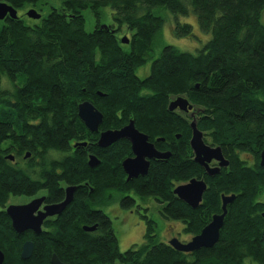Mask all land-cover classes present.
<instances>
[{"label":"trees","instance_id":"1","mask_svg":"<svg viewBox=\"0 0 264 264\" xmlns=\"http://www.w3.org/2000/svg\"><path fill=\"white\" fill-rule=\"evenodd\" d=\"M0 1L19 15L41 0ZM62 2L38 23L8 16L0 27V208L11 196L40 192L58 201L60 181L79 187L63 213L45 221L47 230L31 233L29 259L21 257L27 234L15 232L0 209L3 264H51L53 253L71 264H264V0H192L200 28L211 38L196 53L165 45L156 58L153 43L164 17L152 9L189 15L183 0ZM107 6L114 24L101 23ZM87 8L97 20L93 31L85 28ZM123 25L134 31L129 45L118 35ZM174 34L194 36V27L178 22ZM151 58L149 75L140 77L137 70ZM179 95L198 108L205 141L221 146L229 160L215 176L194 160L191 119L168 108ZM85 100L104 114L100 131L134 119L151 140L165 138L156 144L171 156L153 161L147 175L127 180L122 162L132 154L130 141L98 146L100 132H91L78 114ZM83 141L86 146H73ZM12 152L25 164L8 159ZM91 154L99 165H89ZM242 154L251 155L252 163ZM195 177L208 184L197 208L174 193L176 184ZM112 190L127 208L135 199L124 193L155 197L162 216L183 221L184 232L193 236L222 212V194L236 198L211 248L183 252L158 241L156 222L146 215L144 241L121 251L111 217L95 207ZM84 225L96 228L86 231Z\"/></svg>","mask_w":264,"mask_h":264},{"label":"water","instance_id":"2","mask_svg":"<svg viewBox=\"0 0 264 264\" xmlns=\"http://www.w3.org/2000/svg\"><path fill=\"white\" fill-rule=\"evenodd\" d=\"M26 15L32 19L41 18L42 14L35 8L27 10ZM18 17V10L7 2L0 1V20L6 17ZM123 44L130 43L128 36L121 39ZM99 94L104 95L102 92ZM169 110L175 111L180 109L181 112H191L192 120L190 127L192 136L190 145L194 152V160L203 166L209 176H215L220 173L221 168L229 166V160L225 157L222 147L219 145H211L205 141L204 131L198 127L195 117L196 107L190 100L179 95L174 97L168 106ZM78 114L91 132H100V126L104 121V114L89 100L82 101L78 105ZM180 137V134H177ZM121 139H127L131 143L133 156L125 158L122 162L124 171L127 173V180L137 178L140 175L148 174L151 160L165 159L171 156L170 151H160L156 148L154 142L150 141L147 133L138 129L135 121L131 120L128 124L119 129H106L100 132L97 141L98 146L108 147L114 142ZM164 139V138H162ZM87 142H76L74 147L86 146ZM30 152L24 156L28 158ZM7 157L15 159L14 155ZM215 160L217 165H211ZM89 165L95 167L100 164V159L91 154L89 156ZM260 164L264 166V148L261 152ZM208 187L207 182L203 178H192L191 180L180 183L174 188V193L193 208H197L203 200V195ZM75 186H68L66 189V197L63 201L53 204H44L45 196L35 197L32 200L21 204H10L7 206L6 212L12 220L13 228L18 233H23L28 229H32L36 234H41L42 226L45 219L49 216L61 214L68 204L74 198ZM236 198V194H222V212L212 216L211 221L201 230L200 233L194 235L189 241H181L179 238H173L169 244L179 251L193 252L200 248H211L219 241L221 229L224 226L225 216L228 213V205ZM39 208H45L43 211ZM96 226L84 225L86 231L95 230ZM34 242L27 240L22 246L21 257L29 259L33 254ZM5 261V254L0 248V264ZM51 264H71L63 262L56 253L51 256Z\"/></svg>","mask_w":264,"mask_h":264},{"label":"rangeland","instance_id":"3","mask_svg":"<svg viewBox=\"0 0 264 264\" xmlns=\"http://www.w3.org/2000/svg\"><path fill=\"white\" fill-rule=\"evenodd\" d=\"M183 1L191 10L189 15L175 14L168 7L164 6H158L152 9L154 13L164 17V25L157 33L153 43V57H157L165 45H174L184 51L196 53L211 38V33H206L201 30L198 17L192 9V0ZM62 5V0H41L36 4H31L27 8L21 10L19 12V15L22 16L28 24L32 25L34 23L40 22L42 18L32 19L28 17L26 15L27 10H29L30 8H35L42 14V17H45L50 13L52 8H61ZM84 14L86 17V30L93 31L97 22L95 15L89 8L84 9ZM262 20L264 22V13L262 16ZM178 22L192 24L194 27V36H176L174 34V27ZM3 23L4 20H0V27L3 25ZM101 23L106 25L115 23L113 19V10L110 6L103 8ZM133 33L134 31L129 29L127 25H123L121 30L118 32V35L120 36L121 40L123 36H128L129 38H131ZM152 59L153 58L149 59L145 65L138 69L137 73L139 76L146 77L150 73ZM145 69H147L146 72L144 71ZM173 98L174 97H172L171 100ZM177 111L181 112L180 109H177ZM191 112L192 111H190V113ZM196 112H199L197 107ZM190 113L188 114V116L192 120V116H190ZM207 142L209 144L212 143L210 141V138H208ZM60 155L61 154L59 153L55 154V157H58ZM242 156L249 160L250 163H252L253 158L251 155L242 154ZM17 163L24 165V158H18ZM43 193L44 192H40L37 195L40 196V194ZM110 193L112 194V197L107 199V201L104 203L96 204L95 207L103 209L111 217L113 228L116 232L119 248L121 251H125L134 244H141L144 241V235L147 229V217H145L146 215H148V218H152L156 222V233L158 241L169 242L175 237L179 238L181 241H189L193 237L192 234H187L184 232L185 223L183 221L169 220L162 216L160 212L162 203L156 200L155 197H143L135 192L124 193V195H131L136 199L137 205L132 208H127L121 205V193L115 192L114 190H112ZM30 200L32 199L28 196H11L4 207L1 208H7V206H9L10 204L26 203Z\"/></svg>","mask_w":264,"mask_h":264},{"label":"flooded vegetation","instance_id":"4","mask_svg":"<svg viewBox=\"0 0 264 264\" xmlns=\"http://www.w3.org/2000/svg\"><path fill=\"white\" fill-rule=\"evenodd\" d=\"M120 37V36H119ZM154 58H156V57H154ZM153 61V60H152ZM138 71V70H137ZM145 72L147 71V69H145L144 70ZM138 74V73H137ZM149 75V74H148ZM147 75V76H148ZM141 77V76H140ZM170 102H171V100H170ZM169 102V103H170ZM174 112H179V111H177V110H175ZM184 113H186L185 115H187L188 116V114L190 113V112H184ZM196 111H195V115H196ZM190 116H191V113H190ZM189 117V116H188ZM131 120H134V119H130L129 120V122L131 121ZM135 121V120H134ZM128 122V123H129ZM127 123V124H128ZM126 125V124H125ZM124 125V126H125ZM135 125H136V123H135ZM137 127V126H136ZM139 129V128H138ZM101 132V131H100ZM163 137L162 136H156V138H155V140H151L150 139V141H152V142H154V144H155V146H156V148L158 149V150H160V151H166V150H162V149H160V148H158L157 147V144H156V142H160V141H165V138L164 139H162ZM73 146H74V144H73ZM132 149V148H131ZM14 155L15 156V159H11V158H9L8 157V159H10L12 162H18V156H16V154L14 153V152H12V153H8L7 155ZM65 155V154H64ZM130 156H133V153L130 155ZM127 157H129V156H127ZM126 157V158H127ZM155 160H159V159H155ZM155 160H151V163L153 162V161H155ZM218 164V162L217 161H215V160H213L212 162H211V165H213V166H215V165H217ZM151 166V165H150ZM126 173V172H125ZM128 175H127V173H126V177H127ZM140 176H142V175H140ZM139 176V177H140ZM138 178V177H137ZM68 186H75L76 187V190H75V192H74V198H75V196H76V194H77V189H78V187H79V184H67V183H65V182H62V181H60L59 182V189H60V191H61V193L63 194V196H62V198L60 199V200H58V201H51V196L49 195V193H43V194H40V196H45V202H44V204H43V206L45 205V204H53V203H59V202H61V201H63L64 199H65V197H66V189H67V187ZM92 189V188H91ZM131 192H134V191H131ZM129 193V192H128ZM60 196H61V194H60ZM35 197H39L38 195H34V196H32L31 197V199H33V198H35ZM133 197V196H132ZM74 198H73V200H74ZM135 199V198H134ZM50 200V201H49ZM72 200V201H73ZM71 201V202H72ZM69 205V204H68ZM67 205V206H68ZM135 205H137L136 204V199H135V204H134V206ZM133 206V207H134ZM1 210H4V211H6V209L7 208H0ZM45 208H39L38 210H44ZM66 209V208H65ZM63 213V212H62ZM61 213V214H62ZM61 214H56V215H53V216H49V217H47L46 219H45V221H47V220H56L57 218H58V216H60ZM45 221H44V223H43V226H42V231H44V230H47V228L45 227ZM11 226H12V229L14 230V228H13V225H12V223H11ZM15 231V230H14ZM16 232V231H15ZM18 233V232H17ZM27 234V236H26V240L24 241V242H26L27 240H32L31 238H29V236L31 235V233H34V234H36L32 229H28V230H26L25 232H23V233H18V234ZM42 233V232H41ZM36 235H39V234H36ZM33 241V240H32ZM24 242H23V244H24ZM64 262V261H63Z\"/></svg>","mask_w":264,"mask_h":264}]
</instances>
